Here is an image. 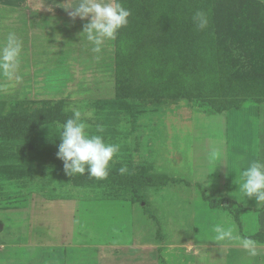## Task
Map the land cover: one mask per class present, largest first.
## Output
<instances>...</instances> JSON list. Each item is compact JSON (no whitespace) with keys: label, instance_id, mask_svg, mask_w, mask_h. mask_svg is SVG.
<instances>
[{"label":"rangeland","instance_id":"rangeland-1","mask_svg":"<svg viewBox=\"0 0 264 264\" xmlns=\"http://www.w3.org/2000/svg\"><path fill=\"white\" fill-rule=\"evenodd\" d=\"M76 3L0 0V44L10 31L23 42L18 78L0 74V117L79 108L92 114L89 132L119 152L107 179L71 177L56 155L61 122L0 137V264H264V205L239 201L234 183L236 167L264 159V96L235 82L238 67L223 70L215 54L197 69L195 97L156 100L145 91L152 49H131L126 26L92 52L81 34L90 18L70 15ZM234 49L243 61L245 50ZM217 227L255 239L259 255L217 241Z\"/></svg>","mask_w":264,"mask_h":264},{"label":"trees","instance_id":"trees-1","mask_svg":"<svg viewBox=\"0 0 264 264\" xmlns=\"http://www.w3.org/2000/svg\"><path fill=\"white\" fill-rule=\"evenodd\" d=\"M121 2L128 4L132 13L127 25L132 29L128 30L132 33L128 42L130 48L140 44L141 50L152 49L149 57L152 58L150 63L154 67V78L145 85V91L156 100L176 102L181 98L195 97L196 93H200L195 79L197 69L200 71L204 59L211 60L215 54H220L223 70L230 72L238 67L236 74L231 76L235 82L264 96V8L260 2L222 0L217 2L215 8L213 0ZM226 2L233 3L230 4L232 10ZM226 7L229 10L222 13L221 10ZM197 11H202L207 17L208 24L204 29H199L193 21ZM214 38H218L219 43ZM234 48L245 50L243 61L235 57ZM125 58L122 56L121 61L120 57V63L124 61L123 71L129 67V61ZM121 74L118 76V87L125 84L126 72ZM70 117L61 110L36 119L20 115L0 117V137L23 135L28 127L36 124L57 121L63 124Z\"/></svg>","mask_w":264,"mask_h":264},{"label":"clouds","instance_id":"clouds-1","mask_svg":"<svg viewBox=\"0 0 264 264\" xmlns=\"http://www.w3.org/2000/svg\"><path fill=\"white\" fill-rule=\"evenodd\" d=\"M74 9L70 13L73 20L89 19L84 25L83 34L91 51L102 53L106 41L115 40L119 31L129 24L132 15L121 0H77V3L69 7ZM193 21L199 29H204L208 20L202 11H197ZM23 51V42L20 37L10 31L0 44V74L8 79L18 78ZM99 55L97 59H99ZM90 112H84L79 108L72 109V116L62 125L59 139L57 158L63 162L64 172L68 176L84 175L98 180L107 179L111 164L115 163L114 157L119 152V146L107 143L100 134H92L88 130L87 119L91 118ZM103 126L97 125L96 132L102 133ZM221 159L218 150H214L209 156L210 165L217 166ZM123 174L126 167L119 169ZM237 177L234 181L238 185L236 198L247 202V199L255 198L258 205H264V159H255L248 163L242 170L235 168ZM217 241L236 240L249 257L259 255V245L250 237L234 236L233 233L223 228L215 229Z\"/></svg>","mask_w":264,"mask_h":264}]
</instances>
